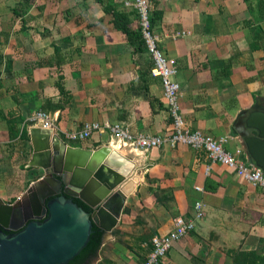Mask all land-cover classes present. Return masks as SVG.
Instances as JSON below:
<instances>
[{
  "label": "crops",
  "instance_id": "crops-1",
  "mask_svg": "<svg viewBox=\"0 0 264 264\" xmlns=\"http://www.w3.org/2000/svg\"><path fill=\"white\" fill-rule=\"evenodd\" d=\"M58 1L65 0H42L36 8L32 1L24 9L15 0L6 12L0 7V197L6 203L22 195L37 179L31 173L41 170L26 167L31 152L3 162L17 148L22 129L29 140V130L41 127L32 120L36 111L52 116L50 140L63 139L65 132L90 121L120 124L133 134L172 131L162 82L150 73L153 60L144 45L135 50L138 43L112 24L97 0H66L64 9L57 8ZM94 1L99 7L90 9ZM102 1L122 11L131 29L139 26L131 0ZM149 3L151 13L159 11L152 27L157 46L176 61L174 80L181 87L186 128L226 136L225 150L240 149L239 157L250 163L232 125L240 111L256 104L264 109V18L252 44L256 26L248 21L244 0ZM181 30L188 34L173 38ZM80 141L87 149L109 146L135 163L119 186L126 195L120 218L102 237L95 264H142L153 248L152 237L167 234L177 216L192 218L195 201L203 205L202 218L158 264H257L264 259L262 187L187 145L141 151L110 142L107 133ZM15 166L24 169L22 178H16ZM13 182L20 183L15 190L9 189Z\"/></svg>",
  "mask_w": 264,
  "mask_h": 264
},
{
  "label": "water",
  "instance_id": "water-1",
  "mask_svg": "<svg viewBox=\"0 0 264 264\" xmlns=\"http://www.w3.org/2000/svg\"><path fill=\"white\" fill-rule=\"evenodd\" d=\"M257 106L240 111L232 132L243 141L250 163L264 172V109ZM48 131L29 130L26 167L41 169L43 175L13 202L0 197V264H68L86 246L93 225L104 237L120 218L126 195L119 186L128 180L134 161L109 146L87 149L59 136L50 140ZM98 259L96 252L85 264Z\"/></svg>",
  "mask_w": 264,
  "mask_h": 264
},
{
  "label": "built area",
  "instance_id": "built-area-1",
  "mask_svg": "<svg viewBox=\"0 0 264 264\" xmlns=\"http://www.w3.org/2000/svg\"><path fill=\"white\" fill-rule=\"evenodd\" d=\"M138 15V22L144 40V48L151 55L153 66L150 73L161 79L163 87V97L169 108L172 118V131L167 135L133 134L127 127L120 124L99 123L96 121L85 122L77 130L64 133V137L70 141H80L90 138L93 134H108L111 141H116L122 145H128L141 151L163 146L175 147L178 144L187 145L195 150H203L207 156L220 164L233 169L238 177L244 181L260 186L264 189V172L252 164L242 160L239 155L240 149L231 153L224 148L227 137L213 138L204 135L202 132L189 131L183 117L180 114V84L174 80L177 73L176 61L166 57L158 48L157 36L150 26L149 0H131ZM125 4H129L126 1ZM188 31H175L173 38L184 36ZM32 120L40 124L43 129L51 130L54 127L52 116L45 111L39 110L33 115ZM195 189L201 190L200 186ZM194 216L185 220L177 216L173 219V228L165 235L152 237L153 248L148 253L142 264H158L166 255L172 244L182 238L188 231L195 228L196 221L203 216V205L200 201L194 203Z\"/></svg>",
  "mask_w": 264,
  "mask_h": 264
},
{
  "label": "trees",
  "instance_id": "trees-1",
  "mask_svg": "<svg viewBox=\"0 0 264 264\" xmlns=\"http://www.w3.org/2000/svg\"><path fill=\"white\" fill-rule=\"evenodd\" d=\"M33 0H20L19 5L21 9L27 8L28 4L30 6ZM102 6L105 13L111 14L112 16V24L121 29L127 36L128 40L132 43L133 41L137 42L138 45L135 47V50L141 49V46L144 45V40L141 38V30L140 27L137 26L136 28L131 29L130 21L126 15L119 11L116 6L110 5L106 6V3L103 5L102 0H97ZM247 4V10L251 13L249 22H252L256 29L252 32V41L251 43L255 44L257 42V36L259 35L261 27L262 19L264 18V0H258L256 3H251L249 0H244ZM18 8V7H16ZM136 10V9H135ZM16 12V11H15ZM137 14V12H136ZM159 11L150 12L149 20L150 26L153 27V24L158 18ZM138 16V15H137ZM253 46V45H252ZM59 88L60 93L64 92V87L60 84L57 85ZM19 137L23 140H28V134L25 129L20 131ZM73 200L80 206H82L86 211H89L90 208L85 205L82 201L78 200L77 198H73ZM103 237V231H101L98 227L93 225L92 233L90 234L89 241L87 242L86 246L76 255L72 260L68 262V264H85L86 260L96 254ZM257 264H264V259L257 261Z\"/></svg>",
  "mask_w": 264,
  "mask_h": 264
},
{
  "label": "rangeland",
  "instance_id": "rangeland-1",
  "mask_svg": "<svg viewBox=\"0 0 264 264\" xmlns=\"http://www.w3.org/2000/svg\"><path fill=\"white\" fill-rule=\"evenodd\" d=\"M15 0H0V7H1V11H9L8 10V8H11L10 7V5H12V3L14 2ZM39 1H42V0H33V5H34V7L33 8H36V6H37V4L39 3ZM8 2V3H7ZM51 2H52V0H51ZM77 3V2H76ZM67 6V2H66V0L64 1V2H61V1H58V4H57V8L58 9H64V7H66ZM98 8L99 7V5L94 1V3H93V5H92V7H90V9H94V8ZM78 8V7H77ZM80 8H82V7H80ZM105 22H106V15H104V17L102 18ZM106 24V23H105ZM175 79V78H174ZM64 139V141L65 142H67V143H69V144H76V145H81L82 147H86V145L85 144H83L85 141H80V142H76V141H70V140H67V139H65V138H63ZM18 140H20L17 144V148L16 149H14L13 148V152L10 154V151H9V155H10V157L9 156H5L4 158V161L3 162H5V161H7L8 159H12V158H14L15 156H16V154L20 157V155H23V156H28L29 154H30V152H31V146H30V142H29V140H26V142H24L23 144H22V141H21V139L19 138ZM22 144V145H21ZM25 147V149H22V148H24ZM5 149H7V147L5 148ZM23 153H22V152ZM18 157V158H19ZM25 157V158H26ZM20 159V158H19ZM20 160H22V158L20 159ZM13 162H15V164L17 165V160H13ZM15 170H16V173H15V175H16V178H22V175H24V169H20L18 166H15ZM42 175V170H37V171H35L34 173H31V177H33V178H38V177H40ZM20 183H18V184H14V182L11 184V186L9 187V189H14L15 190V186H17V185H19ZM105 247H106V245H105Z\"/></svg>",
  "mask_w": 264,
  "mask_h": 264
},
{
  "label": "flooded vegetation",
  "instance_id": "flooded-vegetation-1",
  "mask_svg": "<svg viewBox=\"0 0 264 264\" xmlns=\"http://www.w3.org/2000/svg\"><path fill=\"white\" fill-rule=\"evenodd\" d=\"M37 169H38V168H37ZM42 175H43V171H42ZM42 175H41V176H42ZM12 232H14V231H12V230H8V231H7V233H12Z\"/></svg>",
  "mask_w": 264,
  "mask_h": 264
},
{
  "label": "bare ground",
  "instance_id": "bare-ground-1",
  "mask_svg": "<svg viewBox=\"0 0 264 264\" xmlns=\"http://www.w3.org/2000/svg\"><path fill=\"white\" fill-rule=\"evenodd\" d=\"M134 181H136V180H134ZM131 184V182L130 183H128V186Z\"/></svg>",
  "mask_w": 264,
  "mask_h": 264
}]
</instances>
